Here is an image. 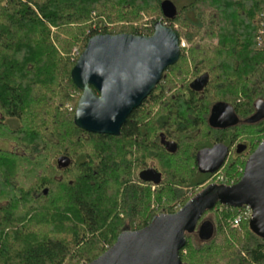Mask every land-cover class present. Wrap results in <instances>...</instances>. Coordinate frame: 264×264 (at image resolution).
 I'll use <instances>...</instances> for the list:
<instances>
[{
  "label": "trees",
  "instance_id": "obj_1",
  "mask_svg": "<svg viewBox=\"0 0 264 264\" xmlns=\"http://www.w3.org/2000/svg\"><path fill=\"white\" fill-rule=\"evenodd\" d=\"M163 1L0 0V140L15 145L14 150L0 148V264H79L81 258L85 264L122 231L141 228L158 213L177 211L208 184H233L241 177L245 159L230 158L219 169L225 180L185 195L211 174L202 175L196 166L194 152L203 142L196 129L185 138L198 141L179 142V155L148 136L153 134L146 108L162 98L164 76L127 116L118 135L88 132L73 122L81 90L71 69L88 39L120 32L149 35L161 21L179 41L190 43L180 47L179 60L167 68L191 61L198 65L196 76L208 77L200 92L180 97L179 103L176 97L161 102L163 107L179 105L180 128L205 124L201 128L208 130L205 116L213 104L223 102L242 120L235 127L246 130V157L264 139V118L248 122L254 103L264 101V44L255 39L264 0H189L172 17L164 15ZM141 12L154 13L150 28L109 27L111 21H137ZM176 20L181 29L173 27ZM71 89L78 96L72 111H66ZM165 112L176 115L177 110ZM10 120L17 124L11 126ZM16 156L28 163L39 156L57 162L23 190L16 179ZM61 157L68 159L64 166L58 163ZM145 167L161 174L158 184L139 179ZM47 184L53 188L44 194L38 187ZM152 199L168 205L157 213ZM245 207L217 202L206 210L198 224L208 220L211 234L201 238L198 227L185 233L183 264H264V236L251 228L250 217L232 225Z\"/></svg>",
  "mask_w": 264,
  "mask_h": 264
},
{
  "label": "water",
  "instance_id": "obj_2",
  "mask_svg": "<svg viewBox=\"0 0 264 264\" xmlns=\"http://www.w3.org/2000/svg\"><path fill=\"white\" fill-rule=\"evenodd\" d=\"M166 17H172L176 7L170 0L162 2ZM180 55L179 37L170 26L157 21L149 35L106 33L91 36L71 69V78L81 90L74 115V124L88 132L118 135L121 125L161 79L163 71ZM204 74L191 82L200 88L207 82ZM254 113L248 122L264 118V101L254 103ZM237 121L231 106L215 103L209 122L224 127ZM172 150L173 144L167 145ZM227 148L216 144L197 153L200 172L218 170ZM62 166L68 159L61 157ZM139 179L158 184L161 174L153 167L139 172ZM217 202L229 206L246 205L251 209L249 224L264 236V139L245 160L242 175L233 184L211 183L192 196L172 213H158L145 226L125 230L97 258L85 264H183L180 250L185 245V233L195 230L206 210ZM201 238L211 234L208 220L198 226Z\"/></svg>",
  "mask_w": 264,
  "mask_h": 264
},
{
  "label": "rangeland",
  "instance_id": "obj_3",
  "mask_svg": "<svg viewBox=\"0 0 264 264\" xmlns=\"http://www.w3.org/2000/svg\"><path fill=\"white\" fill-rule=\"evenodd\" d=\"M171 2H173V4L176 7V10H178L180 8L181 5L187 3L189 0H170ZM141 18L137 21H111L108 22L109 27L111 28V30L113 29H119V28H124V29H128L130 26H135L137 28H150L151 24H152V19L154 18V13H150V14H146L144 12L140 13ZM107 19L104 18L103 22H107ZM169 26V25H168ZM179 26V20H176L173 22V27L176 29H181ZM144 29H140V30H144ZM181 42L185 44H188V47L190 45V43H188L185 39H181ZM184 45H180L181 47ZM189 61V60H186ZM191 62V61H190ZM190 62L187 63L188 66H174L173 68H167L163 71L162 76H164V81L162 83V87L164 86V92H163V96L162 98L154 101L153 103H151V105L149 107L146 108V115L147 118L149 120L148 122V128L149 130L152 129V134L151 135L150 131L148 133V136L150 138L151 137H155V135L158 133L159 129H165V127H160L158 125L157 120L161 119L162 117L160 116L162 113H165L166 107L164 108L161 104V102H163L162 99H166L164 101H168L169 98L172 97H176V95H174L175 90H182L181 92H183L184 88L186 87V84L188 82H191L196 75L193 73L194 71H199L198 70V65H192ZM202 73V72H200ZM194 74V75H193ZM161 76V77H162ZM160 81V80H159ZM157 85V84H156ZM154 89V88H153ZM70 98L71 100L66 101V103L64 104V109L66 111H72L74 104L72 99H74L76 96H78V93L74 91V89L70 90ZM182 94V93H180ZM186 94H184L183 96L180 95L182 98L185 96ZM159 105V106H158ZM17 123L14 120H10V125L11 126H15ZM199 125V124H198ZM196 125V126H190V128H188V131H185L183 134H187L188 132H191V130L193 129H197V128H201L204 127L203 125ZM160 127V128H159ZM202 131H205L204 129L201 128ZM195 131V130H194ZM198 138V137H197ZM201 139L202 138H198ZM198 139H195V141L191 142L190 140H187L185 137H182L180 139V144H183V142L185 143H195L198 141ZM241 139V138H239ZM190 141V142H189ZM201 143V142H200ZM194 145V144H193ZM191 145V147L193 146ZM0 148L1 149H6V150H14L15 149V145L14 143H12L11 141H6V140H0ZM244 159V158H241ZM24 160L21 159V157L16 156V179L18 181L19 184V188H22L23 190H27L29 189L34 181L37 179V177H41L44 176L49 172H51V164L56 163L57 161L54 159L49 160L48 158H45L43 156H39V157H34L31 160V163H28ZM225 180V176L223 174V171L218 170L217 172H214L213 174H211L209 176V178L204 182V184L198 186L197 188H195V190L193 191V188H188L185 191V195L187 197H191L194 192L196 190H198L199 188L203 187L205 184L209 183V182H221ZM42 186V185H41ZM53 188L52 184H47L44 187H38L39 190H43V193L46 194L48 189L47 188ZM38 189L36 190V192H38ZM151 189H154V186L151 187ZM41 192V191H40ZM167 203H159L156 199H152L151 201V208L154 209L157 213L160 212V209L163 208L162 206H166ZM177 202H174L173 205V209L176 208ZM168 205V204H167ZM178 207V206H177ZM206 216L211 217V213H207ZM93 253V252H92ZM84 262V259H80L79 260V264H82Z\"/></svg>",
  "mask_w": 264,
  "mask_h": 264
},
{
  "label": "flooded vegetation",
  "instance_id": "obj_4",
  "mask_svg": "<svg viewBox=\"0 0 264 264\" xmlns=\"http://www.w3.org/2000/svg\"><path fill=\"white\" fill-rule=\"evenodd\" d=\"M182 47L187 48L188 44H185ZM177 60H179V57H178ZM204 74L205 73H201L200 75L196 76L194 79H196V78H198V77H200V76H202ZM191 82H190L189 88L184 89L183 92H181L182 90H177V89L175 90V92H174L175 94L174 95H176V98L175 97L174 98H175V101L177 103H179V100H180V97H181L180 95L183 96L184 94H194V93L200 92L202 87L204 86L203 85V86H201L200 88H197V89L196 88H192L191 87ZM180 93H182V94H180ZM162 100L164 101L166 99H162ZM178 106H176L177 108H174V107L170 108V106L166 107V111H170V110H175L176 111L177 110L176 115H173V114H171L169 112H165V113H162L160 115L163 118L166 117V119L167 118H171V117H175V119L170 120V124H166L165 123V124L161 125L160 127L161 128L165 127V129L159 130L158 133L155 135V137L157 138L158 142L161 145H163L164 148L167 151L176 152L179 155V148H180L179 142H180V139L182 137L190 136L189 135L190 132H188L187 134L184 135L183 133L185 132V129L182 130L180 128V126H179V123H180L179 122V118H180V116L178 114V108H179ZM212 106H211V108H212ZM211 108L209 110V113L205 116V119H206V122H207L206 124H208L209 129L205 130V131H202L201 128H197L195 130V132H194V133L197 134L198 138L201 137L202 140H203V142H201V144L198 146V148L194 152V157H195V160H196V166H197V153H198V151L203 149V148H211V147H213L216 144H222V145L226 146V148H227V153H226V157L224 159L223 164L225 163L226 160H229L230 158H244L246 160L247 157L251 154L250 153L246 157V155L248 153V145H247L246 139H243V137L246 135V130L243 129L244 128L243 127L241 130L237 131L235 126L239 122H240V124H243V123H242V120H239V117L237 116L234 108L231 106L233 113H235V115L237 117L236 123L230 124V125H227V126H224V127H213L210 124L209 117H210V113H211ZM204 126H206V125L204 124ZM233 127H235V128H233ZM211 128H213V129H211ZM186 131H188V129ZM239 138H241V139H239ZM169 144H173L172 150L168 149L167 145H169ZM223 164H222V166H223ZM146 168H148V167H145L144 169H146ZM197 168H198V166H197ZM144 169H142V170H144ZM218 170H216L214 172H217ZM214 172H205V173L201 172V174L205 175L207 177L208 174H213ZM138 177H139V174H138ZM202 184H204V183H201L200 185H202ZM219 184H226V183H219ZM202 222H200V223H202ZM200 223L197 225V227L200 225Z\"/></svg>",
  "mask_w": 264,
  "mask_h": 264
},
{
  "label": "built area",
  "instance_id": "obj_5",
  "mask_svg": "<svg viewBox=\"0 0 264 264\" xmlns=\"http://www.w3.org/2000/svg\"><path fill=\"white\" fill-rule=\"evenodd\" d=\"M255 39L259 45L264 44V10L259 15V27H258V30L256 32ZM181 44L184 45L183 42H181ZM250 216H251V209L248 206H246L233 219L232 225L237 226L239 224L241 218H243V217L246 218V217H250Z\"/></svg>",
  "mask_w": 264,
  "mask_h": 264
}]
</instances>
